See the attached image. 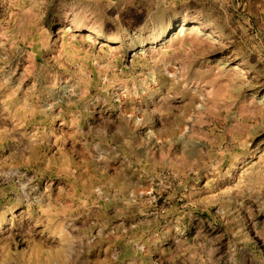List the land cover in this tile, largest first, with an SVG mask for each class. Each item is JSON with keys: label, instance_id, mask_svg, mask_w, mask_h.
Returning <instances> with one entry per match:
<instances>
[{"label": "rangeland", "instance_id": "374dc122", "mask_svg": "<svg viewBox=\"0 0 264 264\" xmlns=\"http://www.w3.org/2000/svg\"><path fill=\"white\" fill-rule=\"evenodd\" d=\"M0 264H264V0H0Z\"/></svg>", "mask_w": 264, "mask_h": 264}, {"label": "bare ground", "instance_id": "6f19581e", "mask_svg": "<svg viewBox=\"0 0 264 264\" xmlns=\"http://www.w3.org/2000/svg\"><path fill=\"white\" fill-rule=\"evenodd\" d=\"M182 29V28H181ZM195 29V28H194ZM197 29V28H196ZM181 31H183V29L181 30ZM85 37L86 38H88V39H91V36L90 35H85Z\"/></svg>", "mask_w": 264, "mask_h": 264}]
</instances>
